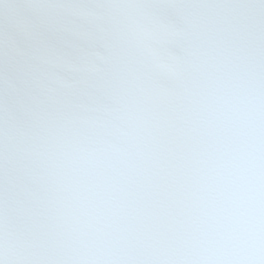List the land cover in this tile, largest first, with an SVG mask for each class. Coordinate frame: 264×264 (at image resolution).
Instances as JSON below:
<instances>
[{"label": "snow or ice", "instance_id": "6c2138e0", "mask_svg": "<svg viewBox=\"0 0 264 264\" xmlns=\"http://www.w3.org/2000/svg\"><path fill=\"white\" fill-rule=\"evenodd\" d=\"M0 264H264V0H0Z\"/></svg>", "mask_w": 264, "mask_h": 264}]
</instances>
